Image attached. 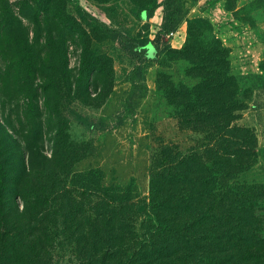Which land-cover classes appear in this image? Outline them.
<instances>
[{"label": "rangeland", "instance_id": "obj_1", "mask_svg": "<svg viewBox=\"0 0 264 264\" xmlns=\"http://www.w3.org/2000/svg\"><path fill=\"white\" fill-rule=\"evenodd\" d=\"M196 65L235 78L227 120L180 125L166 94L199 81ZM226 123L253 140L221 184L244 187L264 237V0H0V264H97L93 209L107 204L153 230L154 174ZM238 245L157 262L251 264L264 249Z\"/></svg>", "mask_w": 264, "mask_h": 264}, {"label": "trees", "instance_id": "obj_2", "mask_svg": "<svg viewBox=\"0 0 264 264\" xmlns=\"http://www.w3.org/2000/svg\"><path fill=\"white\" fill-rule=\"evenodd\" d=\"M168 20V17L163 18L154 35L156 52L161 31L167 32L175 24ZM192 50L186 42L175 49L183 57H188ZM217 61L220 64L221 61ZM191 64L190 71L194 61ZM195 69L200 70L199 81L190 87L179 83L166 94L177 106L180 125L195 127L215 117L227 120L232 114L230 106L234 105L235 78L227 71L215 70L214 75L208 77L212 70L206 73L199 65ZM214 105L217 108L212 113ZM75 114L83 120L80 113ZM204 131L207 143L203 144V149L191 147L179 155L176 166L163 164L164 169L154 174L150 196L155 211L153 230L147 227L141 230L144 224H137L127 209L115 204L93 209L96 226L89 244L95 251H89L91 256L96 255L97 264H160L158 260L172 255L178 257L179 252L207 255L227 250L224 252L227 254L228 250H237L238 244L264 246V237L251 227L254 221L247 220L253 216L252 208L247 201L241 203L238 198L244 187L239 190L221 184L222 179L232 177L247 163L253 135L243 127L227 123ZM239 153L242 156H238ZM246 188L250 190V186ZM81 210L86 212V209ZM199 238L204 239L202 241L207 238L209 242L196 245L195 240ZM249 259L251 264H264V249Z\"/></svg>", "mask_w": 264, "mask_h": 264}]
</instances>
